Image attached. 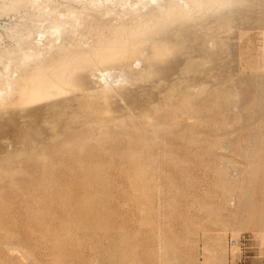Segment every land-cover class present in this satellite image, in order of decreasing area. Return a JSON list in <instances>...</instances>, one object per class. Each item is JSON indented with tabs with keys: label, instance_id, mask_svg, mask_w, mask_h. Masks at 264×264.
I'll list each match as a JSON object with an SVG mask.
<instances>
[{
	"label": "rangeland",
	"instance_id": "374dc122",
	"mask_svg": "<svg viewBox=\"0 0 264 264\" xmlns=\"http://www.w3.org/2000/svg\"><path fill=\"white\" fill-rule=\"evenodd\" d=\"M228 1L147 35L108 125L0 113V264H264V0Z\"/></svg>",
	"mask_w": 264,
	"mask_h": 264
},
{
	"label": "bare ground",
	"instance_id": "6f19581e",
	"mask_svg": "<svg viewBox=\"0 0 264 264\" xmlns=\"http://www.w3.org/2000/svg\"><path fill=\"white\" fill-rule=\"evenodd\" d=\"M222 6L223 0H0V18L15 20L8 26H0V113L8 108L24 110L71 96L85 110L84 126L108 125L116 115L124 117L126 110L112 108L111 102L118 97L122 99L126 87L139 83L157 54L148 48V43L147 47H141L147 35L158 31L163 37L166 31L161 33L160 29L190 19L196 22L199 19L192 16L196 11L205 10L209 14ZM119 19L123 23L121 28L108 34ZM123 20L134 26L136 23L138 28L127 31L129 24ZM141 25L145 33L144 28H139ZM86 30L95 35L91 38L86 32L90 38L87 42L88 37L83 39ZM173 34L172 39L168 35L171 40ZM2 140L6 145V139Z\"/></svg>",
	"mask_w": 264,
	"mask_h": 264
},
{
	"label": "built area",
	"instance_id": "2783aa9c",
	"mask_svg": "<svg viewBox=\"0 0 264 264\" xmlns=\"http://www.w3.org/2000/svg\"><path fill=\"white\" fill-rule=\"evenodd\" d=\"M237 245H238V242L237 241H233V248H236L237 247Z\"/></svg>",
	"mask_w": 264,
	"mask_h": 264
}]
</instances>
